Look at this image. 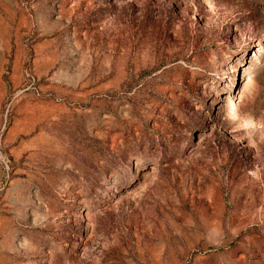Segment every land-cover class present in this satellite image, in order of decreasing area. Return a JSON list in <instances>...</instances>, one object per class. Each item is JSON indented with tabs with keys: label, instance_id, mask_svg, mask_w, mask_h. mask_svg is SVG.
Here are the masks:
<instances>
[{
	"label": "rangeland",
	"instance_id": "obj_1",
	"mask_svg": "<svg viewBox=\"0 0 264 264\" xmlns=\"http://www.w3.org/2000/svg\"><path fill=\"white\" fill-rule=\"evenodd\" d=\"M0 264H264V0H0Z\"/></svg>",
	"mask_w": 264,
	"mask_h": 264
}]
</instances>
